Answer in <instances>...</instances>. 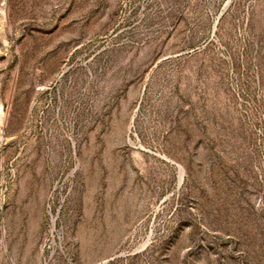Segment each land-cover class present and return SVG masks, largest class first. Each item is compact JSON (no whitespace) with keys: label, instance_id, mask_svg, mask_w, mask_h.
Instances as JSON below:
<instances>
[{"label":"rangeland","instance_id":"rangeland-1","mask_svg":"<svg viewBox=\"0 0 264 264\" xmlns=\"http://www.w3.org/2000/svg\"><path fill=\"white\" fill-rule=\"evenodd\" d=\"M0 264H264V0H0Z\"/></svg>","mask_w":264,"mask_h":264}]
</instances>
